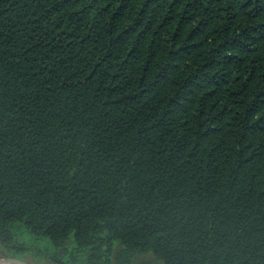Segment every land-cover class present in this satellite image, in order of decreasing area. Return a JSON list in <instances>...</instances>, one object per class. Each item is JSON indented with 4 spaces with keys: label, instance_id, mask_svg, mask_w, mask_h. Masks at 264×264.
<instances>
[{
    "label": "trees",
    "instance_id": "1",
    "mask_svg": "<svg viewBox=\"0 0 264 264\" xmlns=\"http://www.w3.org/2000/svg\"><path fill=\"white\" fill-rule=\"evenodd\" d=\"M0 245L264 264V0H0Z\"/></svg>",
    "mask_w": 264,
    "mask_h": 264
},
{
    "label": "rangeland",
    "instance_id": "2",
    "mask_svg": "<svg viewBox=\"0 0 264 264\" xmlns=\"http://www.w3.org/2000/svg\"><path fill=\"white\" fill-rule=\"evenodd\" d=\"M0 257H14V256L8 254L7 251L0 245ZM20 258L29 264H55L54 262L50 261L48 258L37 254L35 249L23 253ZM139 259L152 260L155 264L160 263L156 261V259L151 255H143L142 257L139 256Z\"/></svg>",
    "mask_w": 264,
    "mask_h": 264
},
{
    "label": "water",
    "instance_id": "3",
    "mask_svg": "<svg viewBox=\"0 0 264 264\" xmlns=\"http://www.w3.org/2000/svg\"><path fill=\"white\" fill-rule=\"evenodd\" d=\"M0 264H29L17 257H0Z\"/></svg>",
    "mask_w": 264,
    "mask_h": 264
}]
</instances>
